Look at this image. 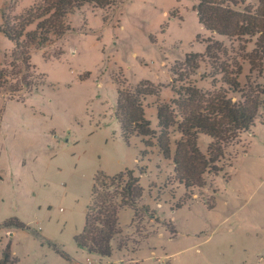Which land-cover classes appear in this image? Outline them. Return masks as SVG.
<instances>
[{
	"label": "rangeland",
	"instance_id": "1",
	"mask_svg": "<svg viewBox=\"0 0 264 264\" xmlns=\"http://www.w3.org/2000/svg\"><path fill=\"white\" fill-rule=\"evenodd\" d=\"M36 2L0 0V28L5 16L21 15ZM200 2L85 5L69 16L70 31L32 49L27 64L15 59V44L0 31V254L11 244L20 264H73L87 257L98 264H264V105L254 128L224 147L222 170L207 174L203 189L187 191L170 182L174 163L158 144L159 105H172L177 97L175 66L188 54H205L204 39L229 52L243 46L200 24ZM253 49L254 41L248 43ZM215 73L202 63L191 80L212 91L222 86ZM251 76L264 86V63L262 74L252 75L244 61L242 87ZM145 81L161 86L159 96L144 99L156 131L151 148L138 135L126 141L117 116L119 91ZM180 138L175 131L174 149ZM212 142L200 135V151L206 155ZM126 170L143 188L142 222L134 223L133 209L120 211L122 234L110 257L79 248L75 237L86 224L96 174ZM11 219L26 227L7 225Z\"/></svg>",
	"mask_w": 264,
	"mask_h": 264
},
{
	"label": "trees",
	"instance_id": "2",
	"mask_svg": "<svg viewBox=\"0 0 264 264\" xmlns=\"http://www.w3.org/2000/svg\"><path fill=\"white\" fill-rule=\"evenodd\" d=\"M114 2L115 0H37L23 14L5 16L0 31L15 44V59L27 64L32 49L45 48L53 43L52 36L59 39L70 31V15L85 5L107 9ZM197 13L200 24L206 30L243 43V46L240 45L239 48L242 51L235 49L234 54L223 43L213 38L204 39L207 44L205 54H188L185 62L178 63L172 70L174 76L180 78L172 82V89L177 97L172 105H159L158 144L164 157L174 163V174L170 182L183 184L187 191L205 188L207 174H220L222 168L218 163L224 158V147L236 142L254 128L264 105L263 85L253 81L252 76L246 87H242L239 81L244 61H249L252 75H261L263 71L264 0H259L258 7L248 5L244 0H201ZM31 26L35 27L30 29ZM253 41L254 49L249 52L248 43ZM230 54L235 56L230 57ZM202 63H209L215 69L221 87L215 85L214 90L205 92L191 80ZM175 82L183 84L177 87ZM160 92L161 86L148 81L142 82L135 90L119 91L117 116L126 141L138 135L146 138L148 148L154 146L156 131L146 117L144 99L151 95L159 96ZM175 131L179 132L181 138L175 141L174 149L172 137ZM200 135L213 140L206 155L199 148ZM142 197L143 188L133 170L114 176L98 172L94 178L92 204L88 208L86 224L83 231L75 237L77 246L92 254L110 257L114 239L122 234L120 211L125 208L133 209L134 223H141L144 216L140 208ZM183 204L181 201L179 206ZM210 206L214 207V202ZM143 210L148 211L146 207ZM6 224L26 227L16 219H11ZM57 251L67 257L65 253ZM0 264H20L13 255L11 244L3 248Z\"/></svg>",
	"mask_w": 264,
	"mask_h": 264
},
{
	"label": "built area",
	"instance_id": "3",
	"mask_svg": "<svg viewBox=\"0 0 264 264\" xmlns=\"http://www.w3.org/2000/svg\"><path fill=\"white\" fill-rule=\"evenodd\" d=\"M73 264H98L97 261H95L93 258L91 257H87L86 259H84L81 263L80 262H75Z\"/></svg>",
	"mask_w": 264,
	"mask_h": 264
},
{
	"label": "water",
	"instance_id": "4",
	"mask_svg": "<svg viewBox=\"0 0 264 264\" xmlns=\"http://www.w3.org/2000/svg\"><path fill=\"white\" fill-rule=\"evenodd\" d=\"M13 235V234H12Z\"/></svg>",
	"mask_w": 264,
	"mask_h": 264
}]
</instances>
